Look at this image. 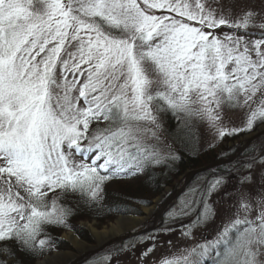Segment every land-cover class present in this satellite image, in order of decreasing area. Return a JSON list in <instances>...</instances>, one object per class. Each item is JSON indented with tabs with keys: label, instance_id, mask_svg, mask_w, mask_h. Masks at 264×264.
<instances>
[{
	"label": "snow or ice",
	"instance_id": "1",
	"mask_svg": "<svg viewBox=\"0 0 264 264\" xmlns=\"http://www.w3.org/2000/svg\"><path fill=\"white\" fill-rule=\"evenodd\" d=\"M230 9L222 0H0V264L42 254L40 237L73 212L63 198L79 192L102 207L107 181L161 163L141 139L146 123L162 128L160 115L215 124L243 108L244 126L221 138L264 125V10L233 19ZM261 149L242 167L259 161L264 181ZM225 183L200 193L193 224ZM240 200L182 264H264V196L241 191Z\"/></svg>",
	"mask_w": 264,
	"mask_h": 264
},
{
	"label": "rangeland",
	"instance_id": "2",
	"mask_svg": "<svg viewBox=\"0 0 264 264\" xmlns=\"http://www.w3.org/2000/svg\"><path fill=\"white\" fill-rule=\"evenodd\" d=\"M222 3L225 5L226 9L227 6L231 4L230 11L232 13L233 19H238L242 15L241 9L243 8H252L257 12L264 10V0H222ZM248 30L256 32L257 34L262 31L259 28L251 27ZM224 31L231 32L232 30L225 28ZM239 31L242 33L244 30L241 29ZM169 115L170 117H174L172 113H169ZM162 116L163 114L159 117L162 128H156L155 126L146 123L141 133L142 142L150 152L155 149L160 154L161 162L170 159L166 157L173 156L171 153L169 140L164 138L163 132L165 129L163 126ZM186 118L192 123L195 138L197 140L196 142L199 145V148H209V151L214 152L215 156L221 153L227 154L228 151L226 150L235 146H237L238 150L241 145L244 144V138L246 136L264 126L255 125L251 131L245 130L243 132L233 133L231 135L226 134L223 138H221L219 136V132L221 130L228 133L232 128L244 126L245 116L243 108H226L222 112L221 121H217L215 124L210 123L207 119H202L198 115H192ZM259 142L261 143L255 145L251 149L252 155L260 156L262 154L261 146L264 145V140ZM235 153L236 151L228 156H221L228 158ZM244 153H242L237 158V160L235 159L227 164L219 166H228V168H230L227 170V174H223L221 176L216 175L217 177H224L226 183L222 187H219L217 190L209 194L207 197V202L210 205L212 212L211 214L206 213L204 216H201L199 223L193 224L192 222L198 215H200L202 211H204L203 205L199 203L201 199L200 193L207 190L216 178L208 179L199 177L196 179L195 176L190 181V184H187L188 186L186 187L185 192L171 206H169L167 210L163 212L161 222L157 220V226L153 231L149 233H141L140 235L134 236L127 241L116 242L105 249L104 252L97 254L82 264H144L145 260L147 261V264H177L178 261H180L182 264L181 258L183 255H186L185 249L191 248L197 243H203L206 240H212L219 232L223 231L224 226L228 223V218L233 215V213L236 211V208L241 204V191L247 192L253 201H259L262 196H264V187H261V185L264 184V181L259 179L260 173L258 171L260 168V162L258 161L254 165L253 171H250L246 167H242V165L247 163V161L250 159V155H244ZM238 161H242L241 164L237 167L234 166L235 162ZM152 165L153 167L157 166L154 161L150 164L151 167ZM188 171L189 170H187V172ZM246 175L255 176V184H253L251 180L245 181L244 177ZM183 178L184 175L178 177L176 181H173L171 187H164L161 194L153 200H150L149 204L143 205L138 204L137 202H131V204L135 207L134 209H136L139 214L134 216L115 215L113 220L104 226H98L95 222H87V225L92 227L95 231L101 232L103 230H108L111 224H113L118 219H138L137 221H142L139 223V229L137 232L147 230L153 226L155 216L163 204L168 200L172 192L182 185ZM242 182L249 186L242 188ZM123 186L125 189L129 188L130 191H132L134 188V185L129 182L128 185L122 184V186L108 185L107 189H116V187L124 188ZM51 195L52 194H50V196ZM147 210H149V212H146ZM183 213H188V215H183ZM144 218L145 221H149V224H145L143 220ZM84 223L86 224V222H80L78 225L83 227L91 239L94 234L89 228L83 226ZM184 225H190V227L185 228L183 227ZM169 227L172 228L173 231H165V229ZM124 231H122L121 234ZM68 232H70V234L72 233V231L61 232L60 239L65 241L66 244H68V247L75 248L74 245L65 238V235H68ZM185 233H187V235H185ZM72 234L75 238L78 237L74 233ZM113 236L116 235L109 236L108 239L112 238ZM149 237L154 238V241L150 240ZM42 238L48 239V236L43 235L41 239ZM94 240L95 242H97V240L102 241L95 238V236ZM169 241H171V243H169ZM153 242L155 243V247L152 248V251L148 252L147 256L142 257L141 253L145 252L146 249H148L153 244ZM91 243H93L92 245L95 244L94 242ZM121 249L123 251H118ZM64 260H61L59 263L55 264H62Z\"/></svg>",
	"mask_w": 264,
	"mask_h": 264
},
{
	"label": "trees",
	"instance_id": "3",
	"mask_svg": "<svg viewBox=\"0 0 264 264\" xmlns=\"http://www.w3.org/2000/svg\"><path fill=\"white\" fill-rule=\"evenodd\" d=\"M162 117L165 129L163 132L164 138L169 140L173 156L166 161L156 164L157 166L155 167L153 165L151 167L149 164L135 176L121 175L107 181L101 193L103 198L102 207L99 206L101 202H93L88 195L82 196L79 192L63 198L61 202L64 206L73 209L72 214L67 217L66 224L48 227L46 235L48 239L42 238L45 239L46 243L48 242L41 250L42 254L36 256L30 254L18 255L16 257L18 264H35L53 252L69 250L68 244L60 239L61 232L63 231H72L82 241L90 243L91 240L87 232L78 225L80 222H95L98 226H104L111 222L115 215L134 216L139 214L131 202L143 205L149 204L150 200L161 194L164 187H171L172 182L184 175L187 170H195L210 165L218 161L219 156L222 159L223 156H228L237 149V146H235L226 150L228 151L227 154L221 153L215 156L214 152L209 151V148H199L192 123L186 117L181 119L174 116V118L170 117L169 113L163 114ZM262 140H264V137L255 140L245 151L244 155L251 154V149L255 145L260 144L261 142L259 141ZM241 162H235L234 166H239ZM228 169H230L228 166H222L197 175L195 178H217L216 175L227 174ZM129 182L134 185L132 191L129 188L125 189L124 186V188L107 189L108 185L122 186V184L128 185Z\"/></svg>",
	"mask_w": 264,
	"mask_h": 264
},
{
	"label": "water",
	"instance_id": "4",
	"mask_svg": "<svg viewBox=\"0 0 264 264\" xmlns=\"http://www.w3.org/2000/svg\"><path fill=\"white\" fill-rule=\"evenodd\" d=\"M264 136V126H262L260 129L256 130L255 132L249 134L244 138L245 142L241 147L236 150V153L228 158L218 160L210 165H207L205 167L191 170L186 173V175L183 178V183L182 185L179 186V188L175 189L168 200L163 204L157 215L155 216L153 226L148 228L147 230L137 232L139 229V223H141L142 220L137 221L138 219H124V220H130L131 222L135 223L134 227H131L129 229H125V231L120 235L113 236L110 239H105L104 241H98L95 242L94 236L90 239L91 242H94L95 244L92 245L93 243H86L85 241L80 240L78 237H76V240L79 245L74 246L75 248L70 247L69 250L62 251L61 252H54L50 256H45L41 261H38L37 264H55L59 263V261L64 260V264H82L85 261L91 259L92 257L96 256L97 254L104 252L105 249H107L109 246L116 242H123L125 240H129L130 238L140 235L141 233H149L153 231L156 226H157V220L161 222V217L162 214L165 210H167L168 206H170L178 197L182 195L186 187L188 186L187 184L190 183V181L197 175L206 173L208 170L219 167L221 165L227 164L233 160H237V158L245 151L247 148L258 138ZM145 224H149V221H145V218L143 219ZM88 223H84V227L88 228ZM68 235H73L70 232L67 233ZM74 236V235H73ZM96 238V236H95ZM98 239V238H97ZM62 263V264H63Z\"/></svg>",
	"mask_w": 264,
	"mask_h": 264
},
{
	"label": "bare ground",
	"instance_id": "5",
	"mask_svg": "<svg viewBox=\"0 0 264 264\" xmlns=\"http://www.w3.org/2000/svg\"><path fill=\"white\" fill-rule=\"evenodd\" d=\"M146 212H149V210H147ZM121 224H122V226H121ZM134 226H135V223L131 222L130 220L118 219L113 224H111V226L109 227L108 230H105V231L103 230L101 232H98V231H95L92 227L88 226V228L93 232V234L96 236V238H98L100 240H105L109 236L117 235V234L121 233L122 231H124L125 229L131 228ZM65 238L69 242H71L74 246L79 245L78 243H76L77 240L74 236L65 235Z\"/></svg>",
	"mask_w": 264,
	"mask_h": 264
}]
</instances>
